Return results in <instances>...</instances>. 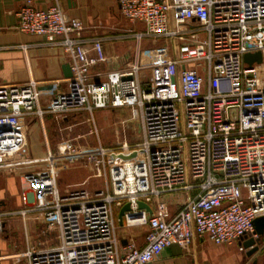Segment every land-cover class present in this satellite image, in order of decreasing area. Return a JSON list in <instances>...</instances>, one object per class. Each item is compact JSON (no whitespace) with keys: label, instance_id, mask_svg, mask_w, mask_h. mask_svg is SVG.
<instances>
[{"label":"built area","instance_id":"2783aa9c","mask_svg":"<svg viewBox=\"0 0 264 264\" xmlns=\"http://www.w3.org/2000/svg\"><path fill=\"white\" fill-rule=\"evenodd\" d=\"M117 2L121 16L142 29L131 31L132 59L104 74L91 73L113 62L102 41H84L82 22L59 3L38 9L26 0L15 14L17 32L59 46L71 77L44 103L33 80L0 84V167L12 172L36 161L28 151L26 117L129 109L141 125L134 143L105 146L97 132L96 148L49 153L43 167L22 174V208L0 211V234L8 218L36 219L45 233H56L58 244L26 248L14 256L17 262L151 264L167 247L186 250L196 237L217 246L259 239L253 221L264 216V0ZM143 40L161 44L147 52L162 57L146 64L151 56H143ZM256 52L261 63L243 61ZM231 107L238 108L236 122ZM57 161L96 167L94 177L105 179V189L61 192ZM167 195L188 196L172 218L162 201ZM125 204L130 211L121 228H146L143 247L117 234Z\"/></svg>","mask_w":264,"mask_h":264},{"label":"crops","instance_id":"0c3cea01","mask_svg":"<svg viewBox=\"0 0 264 264\" xmlns=\"http://www.w3.org/2000/svg\"><path fill=\"white\" fill-rule=\"evenodd\" d=\"M25 1L0 0V84H22L33 80L37 83V89L43 95L41 102L44 103L48 100L47 95L50 92L64 87L65 80L68 78L64 77L62 68L68 64V59L57 44L47 45L45 38L42 36L21 34L15 30L17 24L15 14ZM31 1L38 9H47L56 2L59 3L68 17L76 18L82 22L85 28L83 32L84 41L91 42L94 39L102 41L105 54L113 62L93 68L91 70L92 74H104L107 70L120 68L132 59L133 55L129 57L122 50L128 42L134 40L131 31H136L134 30L135 26L139 25H132L121 16L117 0ZM138 28L139 30L142 29L141 26ZM22 46H25L26 50H22ZM114 58H117V60H114ZM56 84H58V87L55 86ZM107 110L112 111V109ZM103 111L106 110H93L91 113L79 111L62 116L64 123L60 129L66 131L68 136L76 133L78 135L77 138L62 141L63 153L67 152L69 148L77 146L96 148L98 144L97 132L99 141L103 142L105 146L108 144L101 141L99 132H103L97 130V117H104L108 121L106 115L101 114ZM49 117H52V121L58 119L51 114H45L42 119L25 118L28 131V151L36 161L18 165L12 172L0 167V211H14L22 208L20 201V192L23 187L22 174L39 170L45 165L44 158L49 153H55L51 150L47 139L46 122ZM109 128H111V125ZM88 129L89 132L87 133ZM115 135L118 138V129H114L113 135L108 136L110 142L115 140ZM90 136L94 140L89 139L88 141L86 137ZM59 162H55L54 168H56V163ZM66 164L75 165L69 162H66ZM79 166L88 171L86 176L74 181H64L63 178L57 179V182L59 180L58 187L61 192H64L68 187L85 188L86 186L85 190L97 191V185L91 182L92 179L96 178L94 177L96 174L94 169L89 165ZM83 183L85 184L82 185ZM89 184H91V188H89ZM186 200H188V196L185 195H167L162 198V201L167 205L170 218L178 212ZM123 231V235L118 234L121 238L131 237L138 247L144 246L146 228ZM57 244L56 233H45L44 225L38 220L31 219L23 222L19 217L8 218L5 221L3 232L0 234V256L4 258L0 261V264H26L23 260L17 262L14 256L24 252L26 248ZM234 245L238 246V243L229 246ZM208 246L215 247L216 254L222 256V246L226 245L217 246L206 238L196 237L186 250L176 245L167 247L151 264H253L254 260L257 261L256 264H264V244L260 246L262 248L260 254L252 258H246L243 255L242 257L230 259L220 258L221 256L218 258L209 256L206 252Z\"/></svg>","mask_w":264,"mask_h":264},{"label":"rangeland","instance_id":"374dc122","mask_svg":"<svg viewBox=\"0 0 264 264\" xmlns=\"http://www.w3.org/2000/svg\"><path fill=\"white\" fill-rule=\"evenodd\" d=\"M137 25H139V24H137ZM139 26H135L134 30L139 31V28H138ZM141 46H142L141 50L143 51V53H142L143 56H145V57L151 56V58L149 60H147L146 64H149L152 61H155L156 59L162 57V56H160L161 53L159 51L153 52L151 54H149L150 52L146 51V50H149L152 48L158 49L162 46L161 44H156V45L152 44L151 45L148 40H143ZM135 51H136L135 40L128 42L126 47H124L122 50V52L125 54H128L129 57H132V55L135 53ZM101 114H103V116L106 115V117L108 118V121H106L104 117H97V130L98 131L101 130L103 132V133L99 132L100 138H101V141H105L106 143H108L107 146H113L116 144V142L121 141L123 139H126L129 143H134L139 139V137L141 135V125H140L139 121L136 119V117H135L134 121H132V122L127 121V120H129L131 110H129V109H116V110H112V111L106 110V111L101 112ZM51 119H52V117H49L47 119V122H46L47 139L49 141L50 148L52 151H55V153H63L64 147L61 144L62 141H65L67 139L77 138L78 135L76 133L75 135L72 134V136H68L66 131L60 129L63 127V123H64L62 120V117L58 118L57 120L53 119V121ZM110 125H111V128H109ZM114 129H116V130L118 129L119 136L117 138V136L115 135V140L110 142L108 139V136H111V134L113 135ZM88 132H89V129L87 130V133ZM86 138L88 139V141H89V139H93V138H91V136L86 137ZM102 144H103V142H102ZM55 153H53V154H55ZM56 164H57L56 168H55L56 177H57V179L63 178L64 181H74L77 179L80 180L86 176V173H88L87 170L82 169L79 166V165H87V166L89 165L88 163H86L84 161H75L74 162L75 165H68V164H66L65 161H60L59 163H56ZM90 166L91 165H89V167ZM91 168L94 169L95 173L98 172V169L96 167L91 166ZM99 171L102 172L101 169ZM58 182H59V180H58ZM91 182H92V184L97 185V190H104L105 189V179L104 178H95V179H92ZM90 185L91 184H89V188L92 187ZM85 188L80 187L78 189H85ZM117 226H118V224H117ZM117 234L123 235L124 234L123 229L119 227L117 229ZM206 252L209 256H211L213 258H218L221 256V255L216 254L217 251H216L215 247H213V246H208L206 249ZM243 255H245V252H243V253L239 252L237 245L222 246V256L220 258L230 259V258H234V257H242ZM263 255H264V251H263Z\"/></svg>","mask_w":264,"mask_h":264},{"label":"water","instance_id":"95a60500","mask_svg":"<svg viewBox=\"0 0 264 264\" xmlns=\"http://www.w3.org/2000/svg\"><path fill=\"white\" fill-rule=\"evenodd\" d=\"M243 61L251 65L253 63H261V54L259 52L256 53H251V54H245L243 57ZM63 74L65 78H70L71 77V71L69 68V65H65L62 68ZM228 113L231 115L232 113H235L234 118L232 117L231 120L237 121L238 120V108L237 107H231L228 108ZM138 209L145 210L149 215L151 214V209L149 206L142 202H138ZM130 211L129 204H125L120 208L117 214V223L119 227L123 226V216L126 212ZM253 228H254V233L259 236L258 240H253V239H248V238H242L239 242L238 245H242L244 249H247L245 253L246 258H252L255 255L260 254L261 252V245L264 244V216L257 218L253 221ZM125 244V240H122V245ZM257 261L254 260L253 264H256Z\"/></svg>","mask_w":264,"mask_h":264},{"label":"bare ground","instance_id":"6f19581e","mask_svg":"<svg viewBox=\"0 0 264 264\" xmlns=\"http://www.w3.org/2000/svg\"><path fill=\"white\" fill-rule=\"evenodd\" d=\"M135 117H136L135 112H132V113L130 114V117H129V120H128V121H130V122L134 121Z\"/></svg>","mask_w":264,"mask_h":264}]
</instances>
